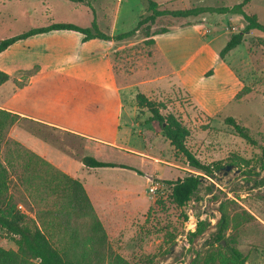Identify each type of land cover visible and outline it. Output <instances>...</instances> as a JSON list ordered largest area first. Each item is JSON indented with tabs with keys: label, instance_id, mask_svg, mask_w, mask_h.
<instances>
[{
	"label": "rangeland",
	"instance_id": "374dc122",
	"mask_svg": "<svg viewBox=\"0 0 264 264\" xmlns=\"http://www.w3.org/2000/svg\"><path fill=\"white\" fill-rule=\"evenodd\" d=\"M89 1L91 8L70 0H0V40L55 22L90 27L94 17L102 31L119 34L132 30L140 18L150 14L147 0ZM155 1L160 9L178 10L230 7L243 0ZM245 11L264 24V0H250ZM244 24L238 14L206 13L184 19L163 16L153 29L194 25L206 42L216 39L211 45L219 50L216 59L209 58L207 50L188 71L198 89H206L202 92L206 98L210 92L219 94L217 103L238 90L219 74V53ZM260 36L264 35L250 32L241 45L223 58L235 71L240 90L213 116L201 110L189 90L178 89L183 88L182 76H169L167 63L160 55L152 56L155 45L146 44L142 32L125 39L126 47L113 56V61L117 71L125 72L127 84H132L130 96L124 100L130 113L124 125L130 135L121 133L118 137L123 147L131 149L89 145L71 134L20 117L2 145V160L14 162L15 171L5 210L24 209L27 224L42 228L45 213L65 206L46 181L66 174L84 184L112 249L130 264H140L143 255L156 256L155 264H190L212 241L221 207L238 215L243 224L239 229L228 230L226 237L237 241L249 264H264V48L257 44ZM150 76H165L151 84L159 87V91L152 89L151 99L164 102L167 108L163 112L174 113L190 130L187 144L196 157L206 164L218 162L227 166L213 177L204 175L198 193L182 208L172 202L167 181L193 171L163 136L159 124L148 122L150 113L136 104L137 88L139 92L143 90L137 82ZM230 117L249 129L255 143L244 140L225 123ZM32 155L38 158L30 160ZM85 156L126 167L86 169L82 166ZM27 164L29 169L25 168ZM25 171L30 173L28 181ZM152 185L159 186L156 192L150 191ZM199 219L210 225L202 235L190 237ZM16 239L0 228L1 247L17 250Z\"/></svg>",
	"mask_w": 264,
	"mask_h": 264
},
{
	"label": "trees",
	"instance_id": "16d2710c",
	"mask_svg": "<svg viewBox=\"0 0 264 264\" xmlns=\"http://www.w3.org/2000/svg\"><path fill=\"white\" fill-rule=\"evenodd\" d=\"M92 7L89 0H70ZM250 0H243L233 6L220 7H192L187 9L169 10L160 9L155 0H147L149 15L140 18L136 26L127 32L109 35L102 31L93 18L90 27H81L73 23L55 22L47 26L32 28L21 34L0 40V53L5 51L15 42L27 39L33 35L47 33L53 30H70L84 35L85 40L99 38L102 40L121 41L134 36L138 32L144 35L146 44L155 45L156 35L166 34L172 29L160 27L153 29L157 20L163 16L174 18L198 17L206 13L238 14L244 19L243 28L234 33L221 49L219 56H225L241 45L246 40V35L257 31L264 35V24L255 15L245 11ZM257 44L264 48V36L257 38ZM32 74V71L27 73ZM11 79L10 75L0 70V85ZM237 93L236 96H238ZM136 104L141 110L146 109L150 113L148 122L159 124L163 136L170 143L177 154H181L193 172L183 178L169 180L172 202L182 208L198 193L204 175L213 177L215 172L225 169L220 163H203L196 157L188 146L190 130L172 112L164 113L167 106L164 102L154 101L143 93L136 94ZM20 116L0 109V228L10 237H17V250L5 249L0 246V264H130L122 256L117 254L108 239V234L98 216L92 200L84 184L77 178L61 174V179H47V184L53 194L64 201L62 206L54 211H49L39 226L30 227L27 224L26 211L5 210L6 200L12 177L13 164L10 159L7 163L2 160V145L6 141L9 129ZM227 125L234 128L235 132L244 140L255 143L249 129L241 125L236 119L230 117L225 120ZM38 158L32 155L30 160ZM84 166L89 168L123 167L125 165L100 161L93 156L82 158ZM27 164L25 168L29 169ZM30 172V171H29ZM28 181V173L24 172ZM220 218L216 224V231L212 235V241L207 243V249L203 254L197 253L190 264H249L246 255L237 247V241L232 237H226L230 229H239L243 224L239 216L219 209ZM185 217H187L185 215ZM210 223L199 219L190 237L202 235ZM175 236L173 237V239ZM140 264H155L156 256H145Z\"/></svg>",
	"mask_w": 264,
	"mask_h": 264
},
{
	"label": "crops",
	"instance_id": "0c3cea01",
	"mask_svg": "<svg viewBox=\"0 0 264 264\" xmlns=\"http://www.w3.org/2000/svg\"><path fill=\"white\" fill-rule=\"evenodd\" d=\"M193 26H179L156 35L152 56L163 58L170 69L169 76L180 74L183 88L178 89L189 90L201 110L213 116L235 98L240 88L235 71L221 59L219 74L238 90L217 103L219 94L210 92L207 98L212 101L207 102L202 94L206 89H198L189 71L205 51L210 50L209 58L216 59L219 50L211 47L215 38L206 42ZM125 42L85 40L83 34L70 30H53L15 42L0 53V70L11 77L0 85V109L71 134L89 145L131 149L123 147L118 137L121 133L130 135L124 125L130 119L124 100L130 96L132 84H127L125 72L117 71L113 61V56L126 47ZM30 71L32 74L26 76ZM185 72L188 74L183 76ZM150 77L137 82V87L141 86V92L151 99L152 89L159 91L151 84L165 76ZM138 89L136 94L140 93Z\"/></svg>",
	"mask_w": 264,
	"mask_h": 264
},
{
	"label": "built area",
	"instance_id": "2783aa9c",
	"mask_svg": "<svg viewBox=\"0 0 264 264\" xmlns=\"http://www.w3.org/2000/svg\"><path fill=\"white\" fill-rule=\"evenodd\" d=\"M120 1V0H119ZM159 188V186L158 185H152L151 187H150V191L151 192H156V190ZM192 224L193 223H191V226H192Z\"/></svg>",
	"mask_w": 264,
	"mask_h": 264
},
{
	"label": "water",
	"instance_id": "95a60500",
	"mask_svg": "<svg viewBox=\"0 0 264 264\" xmlns=\"http://www.w3.org/2000/svg\"><path fill=\"white\" fill-rule=\"evenodd\" d=\"M148 178H149V179H151V180L153 179V177H152V176H148Z\"/></svg>",
	"mask_w": 264,
	"mask_h": 264
}]
</instances>
